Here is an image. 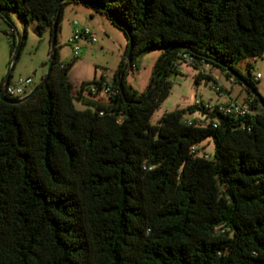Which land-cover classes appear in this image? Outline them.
Segmentation results:
<instances>
[{
	"label": "trees",
	"instance_id": "16d2710c",
	"mask_svg": "<svg viewBox=\"0 0 264 264\" xmlns=\"http://www.w3.org/2000/svg\"><path fill=\"white\" fill-rule=\"evenodd\" d=\"M71 2L129 42L112 83L102 75L73 92L77 56L62 61L58 39L50 76L29 99L6 95L3 81L0 264H264V108L252 62L248 76L238 67L264 55V0H0V17L35 20L51 42ZM153 49L164 52L139 92L124 68ZM184 63L198 84L218 85L207 64L234 77L248 111L203 102L153 123ZM209 138L213 156L199 148Z\"/></svg>",
	"mask_w": 264,
	"mask_h": 264
},
{
	"label": "rangeland",
	"instance_id": "374dc122",
	"mask_svg": "<svg viewBox=\"0 0 264 264\" xmlns=\"http://www.w3.org/2000/svg\"><path fill=\"white\" fill-rule=\"evenodd\" d=\"M10 18L12 26L3 17H0V92L9 70L12 74L11 82L31 78L33 83L30 89L32 91L48 72L51 54L50 34L46 32L41 35L35 20L26 27L24 20L13 11L10 13ZM76 22L78 25L75 24ZM83 28L90 29L96 41L93 42L89 37L83 36L72 43L70 40L74 37L75 32ZM12 31L13 33H11ZM25 33V44L20 50L18 59L13 62V35L18 44L20 42L19 36ZM57 39L60 58L64 62L73 60V48L78 46L77 62L69 74V82L73 92L80 89L82 82L92 81L102 75L106 77L108 82L112 83L121 69L129 42L125 33L115 26L111 20L81 2H71L66 5ZM163 52L164 49L146 51L139 56L135 67L127 65L124 68L126 83L132 85L139 92L147 91L152 82L157 62ZM248 62L253 64L252 76L261 75V78L256 81V85L259 93L264 97V55L256 59H243L238 64V67L247 76L249 75L246 69ZM203 68L206 72H212L217 84L222 87L223 93V88L227 90L232 88L234 89L232 95L239 102L245 101L248 92L239 83L231 84L225 71L209 64L204 65ZM180 71V74L172 77L173 87L171 93L156 110L152 118L153 123H157L166 112L191 106L197 99L212 103L226 100L225 93L219 95L214 89L212 81L202 80L198 84L196 82L198 70L190 64L180 65ZM85 95L89 96L87 89ZM102 101L106 102V100ZM75 103L78 109L85 108V105L81 102L76 100ZM198 115L197 113L194 116ZM187 116L190 117V114ZM199 148L201 152H207L210 156H213L215 151L213 139L209 138Z\"/></svg>",
	"mask_w": 264,
	"mask_h": 264
},
{
	"label": "built area",
	"instance_id": "2783aa9c",
	"mask_svg": "<svg viewBox=\"0 0 264 264\" xmlns=\"http://www.w3.org/2000/svg\"><path fill=\"white\" fill-rule=\"evenodd\" d=\"M75 24L78 25L77 22ZM83 36L89 37V39L92 40L93 42L96 41V38L93 36V32L88 28L77 30L74 34V37L70 41L74 43ZM73 50H74V56H78V46H74ZM256 78L260 79L261 75L257 74ZM228 80L231 84L235 83L234 77H231ZM32 83L33 81L31 78L8 83L4 87L5 94L8 95L9 97L23 98L31 92L30 88H31ZM214 89L219 93V95L224 94L222 92V87L220 85H214ZM203 102H204L203 100L197 99L194 104L201 105ZM204 104L210 110H212L215 106H218L220 111L227 113V114H231V113L245 114L248 111L247 106L244 104V102H239L238 100H232V99L228 100L227 102H223V103L204 102Z\"/></svg>",
	"mask_w": 264,
	"mask_h": 264
},
{
	"label": "water",
	"instance_id": "95a60500",
	"mask_svg": "<svg viewBox=\"0 0 264 264\" xmlns=\"http://www.w3.org/2000/svg\"><path fill=\"white\" fill-rule=\"evenodd\" d=\"M19 39H20V42L18 43L17 45V48L15 50V54H14V57H13V62H15L19 55H20V50H21V36H19ZM56 44H57V28H56V25H54V29H53V33H52V40H51V54H50V59H49V63H48V72L46 74V76L42 79V81L29 93L27 94L25 97H23L20 101L18 102H23L27 99H29L33 94H35L43 85L44 83L48 80L49 76H50V73L52 71V68H53V65H54V61H55V58H56ZM132 45L129 47V51H128V56L127 58L130 59L131 57V53H132ZM230 73L235 76L237 79H239V81L243 82L242 78L234 71H230ZM10 75H11V70H9L7 76L5 77V80H4V86H6L9 82V79H10ZM246 85V84H245ZM152 91L153 89H151L149 92H148V95H147V98L150 97V95L152 94ZM261 95V94H260ZM256 96L258 97L259 99V102L260 104L263 106L264 108V99L262 98V96H259L258 94H256ZM1 98L5 101H8V102H12L10 99L6 98L4 96V93L1 94ZM16 102V103H18Z\"/></svg>",
	"mask_w": 264,
	"mask_h": 264
},
{
	"label": "crops",
	"instance_id": "0c3cea01",
	"mask_svg": "<svg viewBox=\"0 0 264 264\" xmlns=\"http://www.w3.org/2000/svg\"><path fill=\"white\" fill-rule=\"evenodd\" d=\"M211 74H212V72H210ZM224 89V93H225V95H226V100H224V101H222V102H220V103H223V102H227L228 100H238L235 96H233L232 95V91L234 90V89H230V90H227L226 88H223Z\"/></svg>",
	"mask_w": 264,
	"mask_h": 264
}]
</instances>
